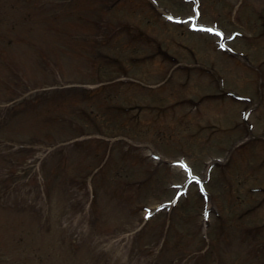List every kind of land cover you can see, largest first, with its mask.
<instances>
[{"label": "rangeland", "instance_id": "374dc122", "mask_svg": "<svg viewBox=\"0 0 264 264\" xmlns=\"http://www.w3.org/2000/svg\"><path fill=\"white\" fill-rule=\"evenodd\" d=\"M18 1L0 0V32L6 37L15 35L9 29L13 22L17 37L43 44L50 52L64 50L63 57L48 54L65 77L54 76L53 80L50 72L41 70L27 41H4L2 54L7 64L23 69L34 86L54 81L61 85L76 79L87 81L91 88L85 91L83 103L76 93L83 88L73 87L70 99L57 106L50 100L51 111L42 108L36 115L25 113L1 124L0 264H195L200 255L209 259L204 258L205 264H251L253 258L247 254L250 246L241 243L237 229L240 224L251 225L264 238V196L249 190L250 186L264 187V0H243L232 12V0H204L203 13L208 12L204 18L208 21L210 16H217L218 27L226 35L235 34L228 43L249 56L253 62L250 65L221 52L217 48V42L222 41L219 36L205 30H187L190 20L172 24L166 19L168 14L181 20L192 15V1L156 0L161 5L155 7L152 0H120L106 8V0H32L38 8L42 6L43 14L57 16L50 34L40 27L38 19L20 17L25 5ZM79 13L82 18L78 19L75 15ZM14 14L20 19L19 25L11 19ZM94 21L102 22L106 33L99 28L95 32L105 38L106 49L118 64L110 66L102 60L111 72L104 68L105 75L97 77L107 80L118 73L121 76L113 81L115 84H92L96 80L94 64L89 66L86 56L76 59L74 54L68 55L64 46L75 45L65 42L71 30L90 34L96 28ZM131 56L140 63H127L132 61ZM185 60L194 64L185 67ZM175 62L184 66L169 82H162ZM206 68L214 71L208 73ZM126 69L152 87L140 92L138 85L116 86L117 80L128 79L120 73ZM11 75L7 65H0V121L7 120L4 101L10 95L2 84L11 91ZM18 76L25 81L20 70ZM219 83L236 97L246 95L251 99L240 103L232 94L219 91ZM105 95L108 100L114 98L110 102L134 107L124 116V128L109 116H96L111 108L105 106ZM55 96L58 98L57 93ZM97 96L102 97L94 101ZM77 106L85 107L88 115L73 116L78 113ZM246 110L248 117L244 118ZM48 117H54V122L64 117L57 124L60 130L45 128L43 120ZM247 123L252 125L251 130ZM76 133L83 135L75 137ZM73 135L75 138H71ZM21 140L38 143L27 144L22 151V144H16ZM107 144L113 147L108 157ZM156 153L161 155L160 161ZM177 158L187 159L197 173L195 182L203 183L208 191L201 202L196 188L188 187L171 217L178 229L173 231L169 249L175 247L159 254L163 236L157 238L155 234H159L160 225L165 231L171 228L164 218V211L168 214L173 204L166 199L173 192L169 185L184 177L178 166L166 163ZM211 161L213 167L207 172L206 165ZM146 177L148 181L140 189L129 185ZM92 182L97 194L93 193ZM202 203L206 214L200 217L196 214ZM141 204L149 207L141 209ZM247 207L252 210L237 222L235 216ZM160 208L164 211L158 220L139 231L145 216ZM228 221L237 228L228 227L230 235H222L226 229L222 225ZM219 222L221 227L217 226ZM198 226L207 237V247L194 236ZM170 255L178 256L168 263Z\"/></svg>", "mask_w": 264, "mask_h": 264}, {"label": "trees", "instance_id": "16d2710c", "mask_svg": "<svg viewBox=\"0 0 264 264\" xmlns=\"http://www.w3.org/2000/svg\"><path fill=\"white\" fill-rule=\"evenodd\" d=\"M18 4H20L19 2H18ZM24 11L25 12H27L28 14H31V16L30 17H34V18H38L39 19V25H40V27H46V24L48 23V20L46 19V17H43V14H42V11H40L39 13H37V11H33L32 10V8H30V6L29 7H27V9H24ZM35 14V13H37V14H35V15H33V14ZM30 17H28V18H30ZM10 32H17L16 31V29H13V28H10ZM74 34H76V32H73ZM66 42V41H65ZM75 47H73V48H68L67 50H71V49H74ZM62 51V53L64 54V50H61ZM39 55H40V57H42V52L40 53H38ZM76 55V54H75ZM34 56H37V53H34ZM83 56H85L84 55V53L82 52V58H83ZM77 57H78V55H77ZM85 58V57H84ZM60 63V62H59ZM62 74V73H61ZM1 86V85H0ZM3 86V85H2ZM6 92V94H8V91H5ZM23 104V103H22ZM22 104H20V105H17V106H15L14 107V109H10L9 110V114H10V116H13V117H15L16 115H19V114H21V113H23V111H24V109L25 108H23L22 107ZM115 122V124L118 126V123L119 122H116V121H114ZM54 125V124H53ZM52 124H48L47 126H48V128L51 130V129H53V126ZM115 125V126H116ZM114 126V128L116 129V127ZM25 134V131H24V133L22 134V135H24ZM253 252H257V250H255V251H253ZM257 254V256H259V252H257L256 253Z\"/></svg>", "mask_w": 264, "mask_h": 264}, {"label": "snow or ice", "instance_id": "6c2138e0", "mask_svg": "<svg viewBox=\"0 0 264 264\" xmlns=\"http://www.w3.org/2000/svg\"><path fill=\"white\" fill-rule=\"evenodd\" d=\"M209 31H211V29H209ZM217 35H219V33H217ZM150 215V214H149ZM146 219L148 218L147 216L145 217ZM207 218V217H206Z\"/></svg>", "mask_w": 264, "mask_h": 264}]
</instances>
